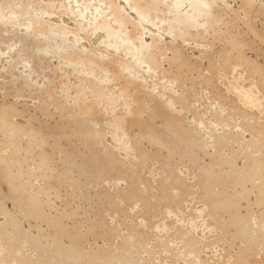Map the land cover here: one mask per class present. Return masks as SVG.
Instances as JSON below:
<instances>
[{
    "label": "rangeland",
    "instance_id": "374dc122",
    "mask_svg": "<svg viewBox=\"0 0 264 264\" xmlns=\"http://www.w3.org/2000/svg\"><path fill=\"white\" fill-rule=\"evenodd\" d=\"M176 1L0 0V264H264V0Z\"/></svg>",
    "mask_w": 264,
    "mask_h": 264
},
{
    "label": "bare ground",
    "instance_id": "6f19581e",
    "mask_svg": "<svg viewBox=\"0 0 264 264\" xmlns=\"http://www.w3.org/2000/svg\"><path fill=\"white\" fill-rule=\"evenodd\" d=\"M8 1H9V0H8ZM37 1H38V0H37ZM175 1H176V0H175ZM179 1H180V0H179ZM179 1H178V2H179ZM191 1H192V0H191ZM191 1H190V3H191ZM202 1H203V0H202ZM202 1L200 2V1L197 0L196 3H199V2L202 3ZM205 1H206V0H205ZM207 1H208V0H207ZM207 1H206V2H207ZM3 2H4V1H3ZM97 2H98V1H97ZM147 2H148V1H147ZM176 2H177V1H176ZM176 2H175V3H176ZM182 2H184V1H181V3H182ZM194 2H195V0H194ZM206 2H205V4H206ZM213 2H214V1H213ZM42 3H44V2H42ZM89 3H90V1H89ZM89 3H88V4H89ZM132 3H133V2H132ZM173 3H174V1H173ZM175 3H174V5H176ZM188 3H189V0H188ZM207 3H209V1H208ZM252 3H253V2H252ZM252 3H251V4H252ZM60 4H61V3H60ZM170 4H171V3H170ZM194 4H195V3H194ZM194 4H193V5H194ZM210 4H211V3H209V6H210ZM212 4H213V3H212ZM261 4H262V3H261ZM5 5H6V3H5ZM7 5H8V4H7ZM23 5H24V4H23ZM46 5H47V4H46ZM53 5H54V4H53ZM61 5H62V4H61ZM132 5H133V4H132ZM153 5H154V4H153ZM179 5H180V4H179ZM193 5H192V6L189 5V8L191 7L190 10L195 6V5H194V6H193ZM197 5H198V4H197ZM201 5L204 7L203 4H201ZM244 5H245V4H244ZM44 6H45V5H44ZM47 6H48V5H47ZM88 6H89V5H88ZM140 6H141V5H140ZM176 6H178V5H176ZM181 6H184V5H181ZM202 6H201V7H202ZM207 6H208V4H207ZM209 6H208V7H209ZM225 6H226V5H225ZM245 6H246V5H245ZM261 6H262V5H261ZM12 7H13V6H12ZM29 7H30V6H29ZM187 7H188V6H187ZM198 7H200V5H198ZM228 7H229V6H228ZM230 7H231V6H230ZM232 7H233V6H232ZM249 7H250V6H249ZM1 8H2V7H1ZM134 8H136V7H134ZM142 8H143V7H142ZM145 8H146V7H145ZM178 8H179V6H178ZM196 8H197V6H196ZM196 8H193V9H196ZM206 8H207V7H206ZM206 8H205V10H206ZM212 8H213V7H212ZM2 9H3V8H2ZM12 9H13V8H12ZM25 9H26V6H25ZM30 9H31V8H30ZM67 9H68V8H67ZM117 9H118V8H117ZM123 9H124V8H123ZM158 9H159V8H158ZM172 9H173V8H172ZM174 9H176V8H174ZM179 9H181V7H180ZM179 9H177V10L180 12ZM183 9H185V8H183ZM200 9L203 10V8H200ZM207 9H209V14H210V11H211L210 8H207ZM214 9H215V8H214ZM4 10H5V9H4ZM136 10H137V9H136ZM139 10H140V9H139ZM196 10H197V9H196ZM19 11H20V10H19ZM23 11H24V10H23ZM88 11H89V10H88ZM140 11H142V10H140ZM144 11H145V10H144ZM164 11H165V10H164ZM175 11H176V10H175ZM175 11H174V12H175ZM182 11H183V10H182ZM186 11H187V9H186ZM191 11H192V10H191ZM194 11H195V10H194ZM194 11H192V12L194 13ZM198 11H199V10H198ZM63 12H64V11H63ZM98 12H99V11H98ZM119 12H120V11H119ZM145 12H146V11H145ZM176 12H177V11H176ZM196 12H197V11H196ZM201 12H202V11H201ZM207 12H208V11H207ZM24 13H25V12H24ZM139 13H140L139 15H141L142 12H139ZM143 13H144V12H143ZM181 13H183V12H181ZM184 13H185V11H184ZM184 13H183V14H184ZM190 13H191V12H190ZM190 13H189V14H190ZM193 13H192V14H193ZM198 13H199V12H198ZM202 13H203V12H202ZM29 14H30V13H29ZM86 14H87V13H86ZM195 14H196V13H195ZM195 14H194V15H195ZM207 14H208V13H207ZM224 14H225V13H224ZM22 15H23V14H22ZM74 15H75V14H74ZM109 15H111V14H109ZM149 15H150V14H149ZM176 15H177V14H176ZM184 15H185V18H186V17H187L186 13H185ZM197 15L199 16L200 14H197ZM13 16H14V15H13ZM117 16H118V15H117ZM144 16H145V14H144ZM174 16H175V15H174ZM177 16H178V15H177ZM177 16H176V17H177ZM180 16H181V14H179V18H180ZM36 17H37V16H36ZM42 17H43V16H42ZM100 17H101V16H100ZM158 17H159V15H158ZM160 17H161V16H160ZM182 17H183V15H182ZM182 17H181V18H182ZM194 17H195V16H194ZM196 17H197V16H196ZM199 17H200V16H199ZM210 17H211V16H210ZM257 17H258V16H257ZM14 18H15V17H14ZM29 18H30V17H29ZM91 18H92V17H91ZM115 18H116V17H115ZM121 18H122V16H121ZM121 18H119V19H121ZM123 18H124V17H123ZM123 18H122V19H123ZM132 18H133V17H132ZM140 18H141V17H140ZM189 18H190V17H189ZM220 18H221V17H220ZM16 19H17V18H16ZM23 19H24V18H23ZM38 19H39V18H38ZM40 19H41V18H40ZM100 19H101V18H100ZM105 19H106V18H105ZM116 19H117V18H116ZM141 19H142V18H141ZM151 19H152V18H151ZM193 19H195V18H193ZM213 19H214V18H213ZM4 20H6V19H4ZM44 20H45V19H44ZM112 20H113V19H112ZM145 20H146V19H145ZM148 20H149V19H148ZM155 20H156V19H155ZM169 20H170V19H169ZM182 20H183V18L181 19V21H182ZM188 20H189V19H187V20L185 19L184 21L190 22L192 19H190L189 21H188ZM216 20H217V18H216ZM30 21H31V20H30ZM85 21H86V20H85ZM179 21H180V20H179ZM205 21H206V20H205ZM217 21H218V20H217ZM247 21H248V20H247ZM9 22H11V20H10ZM99 22H100V21H99ZM119 22L121 23V21H119ZM132 22H133V21H132ZM159 22H160V21H159ZM176 22H177V21H176ZM182 22H183V21H182ZM193 22H194V21H191L192 25H193ZM196 22H197V21H196ZM196 22H195V23H196ZM244 22H245V21H244ZM12 23H13V22H12ZM31 23H32V22H31ZM41 23H42V22H41ZM122 23H123V22H122ZM124 23H125V21H124ZM124 23H123V24H124ZM127 23H128V22H127ZM197 23H198V22H197ZM214 23H215V22H214ZM217 23H218V22H217ZM131 24H132V23H131ZM157 24H158V23H157ZM170 24H171V23H170ZM185 24H187V23L185 22ZM198 24H199V23H198ZM22 25H23V24H22ZM105 25H106V24H105ZM119 25H120V24H119ZM188 25H189V24H188ZM157 26H158V25H157ZM178 26H179V25H178ZM182 26H183V25H182ZM185 26L188 27L187 25H185ZM185 26H183V27H185ZM189 26H190V25H189ZM196 26H197V24H196ZM237 26H238V25H237ZM64 27H65V26H64ZM66 27H67V26H66ZM101 27H102V26H101ZM107 27H108V25H107ZM107 27H106V28H107ZM119 27H120V26H119ZM122 27L124 28V25H123ZM122 27H120V28H121L120 31H122ZM170 27H172V26H170ZM174 27H175V26H174ZM183 27H182V28H183ZM219 27H220V26H219ZM94 28H95V27H94ZM97 28H98V27H97ZM108 28H109V27H108ZM189 28H190V27H189ZM189 28H188V29H189ZM211 28H212V27H211ZM52 29H53V28H52ZM100 29H101V28H100ZM172 29H173V28H172ZM176 29H177V28H176ZM176 29H175V31H176ZM178 29H179V27H178ZM170 30H171V29H170ZM82 31H83V29H82ZM82 31H81V32H82ZM182 31H183V29H182ZM185 31H186V29H185ZM26 32H27V31H26ZM42 32H43V31H42ZM50 32H51V31H50ZM55 32H56V31H55ZM55 32H54V33H55ZM61 32H62V31H61ZM106 32H107V31H106ZM118 32H119V31H118ZM173 32H174V31H173ZM45 33H46V32H45ZM65 33H66V31H65ZM176 33H177V32H176ZM183 33H184V32H183ZM14 34H15V33H14ZM35 34H36V33H35ZM56 34H57V33H56ZM117 34H119V33H117ZM117 34H116V33H112V32H111V33L108 32L107 35H106V40H107V42L109 43V45H111V46H110L111 49H112V47H113V49H114V48L117 49V46L115 47V46L113 45V43H112L113 40H114V37H116ZM126 34H127V33H126ZM177 34H178V33H177ZM179 34H180V33H179ZM244 34H245V33H244ZM62 35H63V34H62ZM65 35H66V34H65ZM133 35H134V34H133ZM135 35H136V34H135ZM150 35H151V34H150ZM185 35H186V34H185ZM187 35H188V34H187ZM74 36H75V35H74ZM118 36H119V35H118ZM126 36H127V35H126ZM180 36H181V35H180ZM75 37H76V36H75ZM134 37H135V36H134ZM176 37H177V36H176ZM219 37H220V36H219ZM46 38H47V36H46ZM116 38H117V37H116ZM135 38H136V37H135ZM172 38H173V37H172ZM220 38H221V37H220ZM57 39H58V38H57ZM65 39H66V38H65ZM80 39H81V38H80ZM152 39H154V38L152 37ZM174 39H175V38H174ZM52 40H53V39H52ZM67 40H68V39H67ZM103 40H104V39H103ZM103 40H102V41H103ZM130 40H131V39H130ZM130 40L127 39V38H125V39L123 38V40H120V41H122V43H120V44H121L120 46H122V47H124V48H126V49H128V50L133 49L134 51H138L140 56L137 55L135 62H138V61H139V64H140V61H141V63H144V62H142V61H146V59H147L148 57L145 58V60H143L145 56H144L143 54H141V48H142V47L144 48V46H146V45H148V44L144 43V44H146V45H144V44L142 45V44L139 43V44H140L139 46L136 47V46L133 45L134 47H131V45H130V42H131V41H130ZM205 40H206V39H205ZM57 41H58V40H57ZM61 41H62V40H61ZM120 41L117 40V42H120ZM142 41H143V40H142ZM218 41H219V40H218ZM54 42H56V41H54ZM70 42H71V41H70ZM75 42H76V41H75ZM150 42H151V41H150ZM150 42H149V43H150ZM160 42H161V41H160ZM239 42H240V41H239ZM16 43H17V42H16ZM52 43H53V42H52ZM63 43H64V42H63ZM65 43H66V42H65ZM65 43H64V44H65ZM131 43H132V42H131ZM158 43H159V42H158ZM168 43H169V42H168ZM36 44H37V43H36ZM57 44H58V43H57ZM106 44H107V43H106ZM114 44H116V43L114 42ZM211 44H212V43H211ZM255 44H256V43H255ZM116 45H118V44H116ZM151 45H152V44H151ZM157 45H158V44H157ZM169 45H170V44H169ZM46 46H47V45H46ZM107 46H108V45H107ZM173 46H174V44H173ZM52 47H53V46H52ZM76 47H77V46H76ZM110 47H109V48H110ZM122 47H121V48H122ZM164 47H165V46H164ZM41 48H42V47H41ZM46 48H47V47H46ZM149 48H150V46H149ZM231 48H232V47H231ZM146 49H147V47H146ZM155 49H156V48H155ZM122 50H123V49H122ZM142 50H143V49H142ZM181 50H182V49H181ZM50 51H51V50H50ZM130 51H131V50H130ZM202 51H203V50H202ZM210 51H211V50H210ZM22 52H23V51H22ZM84 52H85V51H84ZM227 52H228V51H227ZM80 53H81V52H80ZM82 53H83V52H82ZM118 53H119V52H118ZM126 53L128 54L129 52H126ZM130 53H131V52H130ZM146 53H148V51H147ZM84 54H87V53H84ZM84 54H83V55H84ZM105 54H106V53H105ZM149 54H150V53H149ZM149 54H148V55H149ZM60 55H61V54H60ZM83 55H81V56H83ZM90 55H91V54H90ZM128 55H129V54H128ZM202 55H203V54H202ZM218 55H219V54H218ZM77 56H78V55H77ZM86 56H88V55H86ZM86 56H85V57H86ZM94 56H95V55H94ZM150 56H151V55H150ZM226 56H227V55H226ZM242 56H243V55H242ZM83 57H84V56H83ZM83 57H82V58H83ZM90 57H91V56H90ZM106 57H107V56H106ZM110 57H111V56H110ZM133 57H134V56H133ZM248 57H249V56H248ZM79 58H80V56H79ZM87 58H88V57H87ZM87 58L84 59V60H87ZM99 58H100V57H99ZM107 58H108V57H107ZM149 58H150V57H149ZM149 58H148V59H149ZM80 59H81V58H80ZM133 59H134V58H133ZM152 59H153V58H152ZM25 60H26V59H25ZM159 60H160V59H159ZM14 61H15V60H14ZM31 61H32V60H31ZM106 61H107V60H106ZM121 61H122V60H121ZM123 61H124V60H123ZM230 61H231V60H230ZM243 61H244V60H243ZM250 61H251V60H250ZM70 62H71V61H70ZM83 62H84V61H83ZM88 62H90V61H88ZM95 62H96V61H95ZM131 62H132V61H131ZM135 62H133V63H135ZM146 62H147V61H146ZM149 62H150V61L148 60V63H149ZM152 62H153V61H152ZM152 62H150L149 64H151ZM155 62H156V61H155ZM73 63H74V62H73ZM126 63H127V61H126ZM128 63H129V62H128ZM1 64H2V63H1ZM12 64H13V63H12ZM121 64H122V63H121ZM135 64H136V63H135ZM135 64H134V66H136ZM156 64H157V63H156ZM187 64H188V63H187ZM13 65H14V64H13ZM23 65H24V64H23ZM128 65H129V64H128ZM255 65H256V64H255ZM30 66H31V65H30ZM94 66H95V65H94ZM96 66H97V65H96ZM116 66H117V65H116ZM126 66H127V65H126ZM126 66H125V67H126ZM132 66H133V65H132ZM147 66H148V65H147ZM149 66H150V65H149ZM224 66H225V65H224ZM79 67H80V66H79ZM123 67H124V66H123ZM129 67H130V66H129ZM153 67H155V66H153ZM253 67H254V66H253ZM105 68H106V67H105ZM180 68H181V67H180ZM255 68H256V67H255ZM106 69H107V68H106ZM128 69L130 70V68H128ZM134 69H135V68H134ZM137 69H141V68H137ZM153 70H154V69H153ZM169 70H170V69H169ZM207 70H208V69H207ZM245 70H246V69H245ZM135 71H136V70H135ZM140 71H141V70H140ZM246 71H247V70H246ZM113 72H114V71H113ZM132 73H133V72H132ZM135 73H136V72H135ZM169 73H170V72H169ZM246 73H247V72H246ZM164 74H165V73H164ZM130 75H131V73H130ZM68 76H69V75H68ZM112 76H113V75H112ZM252 76H253V75H252ZM63 77H64V76H63ZM135 77H136V76H135ZM210 77H211V76H210ZM128 78H129V77H128ZM157 78H158V77H157ZM250 78H251V77H250ZM193 79H194V78H193ZM128 82H129V81H128ZM260 82H261V81H260ZM26 83H27V82H26ZM104 83H105V82H104ZM178 83H179V82H178ZM181 83H182V82H181ZM210 83H211V82H210ZM120 84H121V83H120ZM260 84H261V83H260ZM122 85H123V84H122ZM74 86H75V85H74ZM216 86H217V85H216ZM142 87H143V86H142ZM15 89H16V88H15ZM83 89H84V88H83ZM139 89H140V88H139ZM250 89H251V88H250ZM117 90H118V89H117ZM143 90H144V89H143ZM260 90H261V89H260ZM188 91H189V90H188ZM86 92H87V91H86ZM83 93H84V92H83ZM87 93H88V92H87ZM100 94H101V93H100ZM143 94H144V93H143ZM171 95H172V94H171ZM231 95H232V94H231ZM203 96H204V95H203ZM137 97H138V96H137ZM147 97H148V96H147ZM246 98H247V97H246ZM248 98H250V97H248ZM248 98H247V99H248ZM91 99H92V98H91ZM237 99H238V98H237ZM211 100H212V99H211ZM94 101H95V100H94ZM108 101H110V100H108ZM223 101H224V100H223ZM139 102H140V101H139ZM165 102H166V101H165ZM254 102H255V101H254ZM124 103H125V102H124ZM255 103H256V102H255ZM71 105H72V104H71ZM219 105H220V104H219ZM226 106H227V105H226ZM11 108H12V107H11ZM101 108H102V107H101ZM235 108H236V107H235ZM72 109H73V108H72ZM103 109H104V108H103ZM135 109H136V108H135ZM201 109H202V108H201ZM203 110H204V108H203ZM153 111H154V110H153ZM234 111H235V110H234ZM103 112H104V111H103ZM193 112H194V111H193ZM135 113H136V112H135ZM168 113H169V112H168ZM176 113H177V112H176ZM194 114H195V113H194ZM224 114H225V113H224ZM258 114H259V113H258ZM0 115H1V114H0ZM69 115H70V114H69ZM136 115H137V114H136ZM142 115H143V114H142ZM158 115H159V114H158ZM259 115H260V114H259ZM78 116H79V115H78ZM85 116H86V115H85ZM109 116H110V115H109ZM214 116H215V115H214ZM226 116H227V115H226ZM253 117H254V116H253ZM109 118H110V117H109ZM140 118H142V117H140ZM29 119H30V118H29ZM101 119H102V118H101ZM120 119H121V118H120ZM150 119H151V118H150ZM179 119H180V118H179ZM80 120H81V119H80ZM83 120H84V119H83ZM132 120H133V119H132ZM181 120H182V119H181ZM222 120H223V119H222ZM230 120H231V119H230ZM6 121H7V120H6ZM117 121H118V120H117ZM164 121H165V120H164ZM164 121H163V122H164ZM241 121H242V120H241ZM74 122H75V121H74ZM151 122H152V121H151ZM188 122H189V121H188ZM2 123H3V122H2ZM110 123H111V121H110ZM124 123H125V122H124ZM146 123H148V122H146ZM224 123H225V122H224ZM4 124H5V123H4ZM29 124H30V123H29ZM178 124H179V123H178ZM242 124H243V123H242ZM70 125H71V124H70ZM85 125H86V124H85ZM113 125H114V124H113ZM118 125H119V124H118ZM124 125H125V124H124ZM134 125H135V124H134ZM147 125H148V124H147ZM228 125H229V124H228ZM12 126H13V125H12ZM12 126H11V127H12ZM122 126H123V124H122ZM155 126H156V125H155ZM7 127H9V125H7ZM11 127H9V128H11ZM25 127H26V126H25ZM29 127H30V126H29ZM119 127H120V126H119ZM2 128H3V127H2ZM62 128H63V127H62ZM100 128H101V127H100ZM109 128H110V127H109ZM152 128H153V127H152ZM15 129H16V128H15ZM113 129H114V128H113ZM177 129H178V128H177ZM200 129H201V128H200ZM249 129H252V128H249ZM95 130H96V129H95ZM109 130H110V129H109ZM9 131H10V130H9ZM30 131H31V130H30ZM50 131H51V130H50ZM110 131H111V130H110ZM220 131H221V130H220ZM19 132H20V131H19ZM103 132H104V131H103ZM105 132H106V131H105ZM127 132H128V131H127ZM223 132H224V131H223ZM237 132H238V131H237ZM128 133H129V132H128ZM188 133H189V132H188ZM115 134H116V133H115ZM134 134H135V133H134ZM256 134H257V133H256ZM82 135H83V134H82ZM156 135H157V134H156ZM214 135H215V134H214ZM242 135H243V134H242ZM29 136H30V135H29ZM70 136H71V135H70ZM104 137H105V136H104ZM185 137H186V136H185ZM258 137H260V136H258ZM178 138H179V137H178ZM189 138H190V137H189ZM195 138H196V137H195ZM227 138H228V137H226V139H227ZM21 139H22V138H21ZM33 139H34V138H33ZM203 139H204V138H203ZM228 139H229V138H228ZM234 140H235V139H234ZM160 141H161V140H160ZM131 142H132V141H131ZM174 142H175V141H174ZM182 142H183V141H182ZM122 143H123V142H122ZM162 143H163V142H162ZM104 144H105V143H104ZM123 144H124V143H123ZM28 145H29V144H28ZM108 145H109V144H108ZM9 146H10V145H9ZM106 146H107V145H106ZM110 146H111V145H110ZM119 146H120V145H119ZM185 146H186V145H185ZM135 147H136V146H135ZM110 148H111V147H110ZM195 149H196V148H195ZM256 149H257V148H256ZM261 149H262V148H261ZM90 150H91V149H90ZM102 150H103V149H102ZM132 150H133V149H132ZM137 150H138V149H137ZM113 151H114V150H113ZM124 151H125V150H124ZM140 151H141V150H140ZM175 151H176V150H175ZM71 152H72V151H71ZM102 152H103V151H102ZM112 153H113V152H112ZM149 153H150V152H149ZM218 153H219V152H218ZM232 153H233V152H232ZM60 154H61V153H60ZM146 154H147V153H146ZM166 154H167V153H166ZM183 155H184V154H183ZM119 156H120V155H119ZM136 157H137V156H136ZM203 157H204V156H203ZM138 158H139V157H138ZM244 158H245V157H244ZM123 159H124V158H123ZM191 159H192V158H191ZM200 160H201V159H200ZM216 160H217V159H216ZM119 161H120V160H119ZM219 161H220V160H219ZM123 162H124V161H123ZM213 162H214V161H213ZM258 162H259V161H258ZM47 163H48V162H47ZM89 163H90V162H89ZM106 163H107V162H106ZM140 163H141V162H140ZM142 163H143V162H142ZM254 163H255V162H254ZM262 163H264V162H262ZM6 164H7V163H6ZM35 164H36V163H35ZM135 164H136V163H135ZM132 165H133V164H132ZM211 165H212V164H211ZM223 165H224V164H223ZM253 165H254V164H253ZM139 166H140V165H139ZM143 166H144V165H143ZM176 166H177V165H176ZM240 167H241V166H240ZM166 168H167V167H166ZM91 169H92V168H91ZM191 169H192V168H191ZM135 170H136V169H135ZM135 170H134V171H135ZM6 171H7V170H6ZM123 171H124V170H123ZM127 171H128V170H127ZM203 171H204V170H203ZM210 171H211V170H210ZM81 172H82V171H81ZM108 172H109V170H108ZM125 172H126V171H125ZM190 172H191V171H190ZM224 172H225V171H224ZM230 172H231V171H230ZM4 173H5V172H4ZM169 173H170V172H169ZM203 173H204V172H203ZM115 174H116V173H115ZM78 175H79V174H78ZM220 175H221V174H220ZM245 175H246V174H245ZM15 176H16V175H15ZM172 176H173V175H172ZM2 177H3V176H2ZM130 177H131V176H130ZM220 177H221V176H220ZM224 177H225V176H224ZM12 178H13V177H12ZM68 178H69V177H68ZM244 178H245V177H244ZM127 179H128V178H127ZM134 179H136V178H134ZM204 179H205V178H204ZM222 179H223V178H222ZM29 180H30V179H29ZM158 180H159V179H158ZM197 180H198V179H197ZM173 181H174V180H173ZM208 181H209V180H208ZM240 181H241V180H240ZM140 182H141V181H140ZM192 182H193V181H192ZM60 183H61V182H60ZM150 183H151V182H150ZM157 183H158V182H157ZM182 183H183V182H182ZM206 183H207V181H206ZM14 185H15V184H14ZM79 185H80V184H79ZM189 185H190V184H189ZM135 186H136V185H135ZM178 187H179V186H178ZM182 187H183V186H182ZM191 187H192V186H191ZM229 187H230V186H229ZM252 187H253V186H252ZM183 188H184V187H183ZM210 188H211V186H210ZM256 188H257V187H256ZM124 189H125V188H124ZM141 189H142V188H141ZM186 189H188V188H186ZM200 189H201V188H200ZM158 190H159V189H158ZM194 190H195V189H194ZM194 190H193V191H194ZM10 191H11V190H10ZM78 191H79V190H78ZM160 191H161V190H160ZM210 191H211V190H210ZM162 192H163V191H162ZM188 192H189V191H188ZM13 193H14V192H13ZM37 193H38V192H37ZM181 193H182V192H181ZM207 193H208V192H207ZM209 193H210V192H209ZM170 194H171V193H170ZM222 194H223V193H222ZM209 195H210V194H209ZM156 196H157V195H156ZM156 196H155V197H156ZM163 197H164V196H163ZM177 197H178V196H177ZM197 198H198V197H197ZM205 198H206V197H205ZM209 198H210V196H209ZM220 198H221V197H220ZM224 198H225V197H224ZM20 199H21V198H20ZM132 199H133V198H132ZM256 199H257V198H256ZM151 201H152V200H151ZM257 201H258V199H257ZM52 202H53V201H52ZM131 203H132V202H131ZM204 203H205V202H204ZM254 203H255V202H254ZM37 204H38V203H37ZM134 205H135V204H134ZM166 205H167V204H166ZM253 205H254V204H253ZM126 206H127V205H126ZM229 206H230V205H229ZM34 207H35V206H34ZM133 207H134V206H133ZM143 207H144V206H143ZM192 208H193V207H192ZM223 208H224V207H223ZM4 210H5V209H4ZM33 210H34V209H33ZM93 210H94V209H93ZM141 210H142V209H141ZM162 210H163V209H162ZM211 210H212V209H211ZM1 211H2V210H1ZM6 211H7V210H6ZM34 211H35V210H34ZM34 211H33V212H34ZM83 211H84V210H83ZM126 211H127V210H126ZM215 211H216V210H215ZM157 212H158V211H157ZM207 212H208V211H207ZM250 212H251V211H250ZM10 213H11V212H10ZM148 213H149V212H148ZM258 213H259V212H258ZM101 214H102V213H101ZM129 214H130V213H129ZM238 214H239V213H238ZM95 215H96V214H95ZM146 215H147V214H146ZM152 215H153V214H152ZM176 215H177V214H176ZM192 215H193V214H192ZM232 215H233V214H232ZM241 215H242V214H241ZM24 216H25V215H24ZM38 216H39V215H38ZM156 216H157V215H156ZM188 216H189V215H188ZM239 216H240V215H239ZM31 217H32V216H31ZM93 217H94V216H93ZM242 217H243V216H242ZM24 218H25V217H24ZM24 218H23V219H24ZM84 218H85V217H84ZM147 218H148V217H147ZM233 218H234V217H233ZM246 218H247V217H246ZM246 218H245V220H246ZM229 219H231V218H229ZM202 220H203V219H202ZM218 220H219V219H218ZM234 220H235V219H234ZM206 221H207V220H206ZM246 221H247V220H246ZM248 221H249V220H248ZM257 221H258V220H257ZM9 222H10V221H9ZM150 222H151V221H150ZM15 223H16V222H15ZM105 223H106V222H105ZM156 224H157V222H156ZM199 224H200V223H199ZM5 225H6V224H5ZM57 225H58V224H57ZM82 225H83V224H82ZM85 225H86V224H85ZM106 225H108V224H106ZM137 225H138V224H137ZM142 225H143V224H142ZM34 226H35V225H34ZM34 226H33V227H34ZM231 226H232V225H231ZM238 226H239V225H238ZM137 227H138V226H137ZM195 227H196V226H195ZM228 227H229V226H228ZM243 227H244V226H243ZM247 227H248V226H247ZM61 228H62V227H61ZM215 228H216V227H215ZM217 228H218V227H217ZM221 228H222V227H221ZM250 228H251V226H250ZM3 229H4V228H3ZM35 229H36V228H35ZM137 229H138V228H137ZM206 229H207V228H206ZM233 229H234V226H233ZM0 230H1V229H0ZM62 230H63V229H62ZM110 230H111V229H110ZM184 230H185V229H184ZM222 230H223V229H222ZM225 230H226V229H225ZM259 230H260V229H259ZM261 230H262V229H261ZM2 231H4V230H2ZM249 231H250V230H249ZM22 232H23V231H22ZM240 232H241V231H240ZM259 232H260V231H259ZM17 233L19 234V232H17ZM186 233H187V232H186ZM246 233H248V232H246ZM251 233H252V232H251ZM18 234H16V235H18ZM21 234H22V233H21ZM60 234H61V233H60ZM209 234H210V233H209ZM14 235H15V234H14ZM25 235H26V234H25ZM53 235H54V234H53ZM55 235H56V234H55ZM154 235H155V234H154ZM241 235H242V234H241ZM248 235H249V234H248ZM1 236H2V235H1ZM137 236H138V235H137ZM244 236H246V235L244 234ZM4 237H5V236H4ZM15 237H16V236H15ZM22 237H23V236H22ZM56 237H57V236H56ZM176 237H177V236H176ZM189 237H190V236H189ZM193 237H194V236H193ZM0 238H1V237H0ZM16 238H17V237H16ZM27 238H28V237H27ZM27 238H26V239H27ZM37 238H38V237H37ZM42 238H44V237H42ZM249 238H250V237H249ZM6 239H7V238H6ZM6 239H5V240H6ZM19 239H20V238H19ZM34 239H35V238H34ZM236 239H237V238H236ZM12 240H13V239H12ZM14 240H15V239H14ZM28 240H29V239H28ZM38 240H39V239H38ZM180 240H181V239H180ZM241 240H243V239H241ZM259 240H260V239H259ZM17 241H18V240H17ZM17 241H16V242H17ZM83 241H84V240H83ZM31 242H32V240H31ZM189 242H190V241H189ZM203 242H204V241H203ZM205 242H206V241H205ZM231 242H232V241H231ZM246 242H247V241H246ZM8 243H11V242L8 241ZM33 243H34V242H33ZM53 243H54V242H53ZM85 243H86V242H85ZM210 243H211V242H210ZM234 243H235V242H234ZM11 244H12V243H11ZM16 244H17V243H16ZM18 244H19V243H18ZM72 244H73V243H72ZM183 244H184V243H183ZM5 245H6V244H5ZM7 245H8V244H7ZM34 245H35V243H34ZM73 245H74V244H73ZM209 245H210V244H209ZM8 246H9V245H8ZM8 246H7V247H8ZM30 246H31V245H30ZM30 246H29V247H30ZM40 246H41V245H40ZM40 246H39V247H40ZM48 246H49V245H48ZM68 246H70V245H68ZM238 246H239V245H238ZM13 247H16V248H17V246H15V245H13ZM13 247H11V248H13ZM20 247H21V246H20ZM23 247H24V246H23ZM29 247H28V248H29ZM34 247H35V246H34ZM42 247H43V246H42ZM54 247H55V246H54ZM73 247H74V246H73ZM143 247H144V246H143ZM171 247H172V246H171ZM205 247H206V246H205ZM40 248H41V247H40ZM46 248H47V247H46ZM62 248H63V246H62ZM62 248H61V249H62ZM75 248H76V247H75ZM0 249H1V248H0ZM4 249H6V248H4ZM9 249H10V248H9ZM9 249H8V251H7V250H6V251L9 252ZM14 249H15V248H14ZM37 249H38V248H37ZM63 249H64V248H63ZM101 249H102V248H101ZM193 249H194V247H193ZM16 250H17V249H16ZM20 250H21V249H20ZM33 250H34V249H33ZM40 250H41V249H39L38 251H40ZM56 250H57V249H56ZM72 250H73V249H72ZM79 250H80V249H79ZM99 250H100V249H99ZM155 250H156V249H155ZM168 250H169V249H168ZM189 250H191V249H189ZM189 250H188V251H189ZM13 251H14V250H13ZM25 251H26V250H25ZM46 251H47V250H46ZM53 251H54V250H53ZM62 252H63V251H62ZM62 252H61V253H62ZM64 252H65V251H64ZM153 252H154V251H153ZM36 253H37V252H36ZM42 253H43V252H42ZM44 253H45V252H44ZM44 253H43V254H44ZM46 253H48V252H46ZM49 253L51 254V252H49ZM53 253H54V252H53ZM53 253H52V254H53ZM66 253H67V251H66ZM66 253H64V254H66ZM191 253H192V252H191ZM12 254H13V253H12ZM16 254H17V253H16ZM74 254H75V253H74ZM124 254H125V253H124ZM171 254H172V253H171ZM198 254H199V253H198ZM1 255H2V254H1ZM3 255H4V254H3ZM17 255H18V254H17ZM19 255H20V254H19ZM28 255H29V253H28ZM40 255H42V254H40ZM47 255H48V254H47ZM56 255H57V254H56ZM70 255H71V254H70ZM79 255H81V253H80ZM137 255H138V254H137ZM10 256H11V255H10ZM49 256H50V255H49ZM53 256H54V255H53ZM68 256H69V255H68ZM101 256H102V255H101ZM186 256H187V255H186ZM5 257H6V256H5ZM5 257H4V258H5ZM15 257H16V256H15ZM19 257H20V256H19ZM22 257H23V256H22ZM30 257H31V256H30ZM41 257H42V256H41ZM123 257H124V256H123ZM123 257H122V258H123ZM179 257H180V256H179ZM193 257H194V256H193ZM213 257H214V256H213ZM9 258H10V257H9ZM13 258H14V257H13ZM17 258H18V256H17L16 259H15V262H16V263H17V261H16ZM24 258H25V257H24ZM37 258H38V257H37ZM51 258H52V257H51ZM70 258H71V257H70ZM76 258H77V257H76ZM79 258H80V257H79ZM21 259L24 260L23 258H21ZM30 259H31V258H30ZM30 259H28V260H30ZM39 259H40V258H39ZM44 259H45V258H43V260H44ZM60 259H61V258H60ZM74 259H75V258H74ZM80 259H81V258H80ZM126 259L128 260V258H126ZM139 259H140V258H139ZM177 259H178V258H177ZM1 260H2V259H1ZM10 260H11V259H9V261H10ZM13 260H14V259H13ZM19 260H20V259H19ZM19 260H18V261H19ZM33 260H34V258H33ZM43 260H42V261H43ZM51 260H52V259H51ZM56 260H57V259H56ZM64 260H65V259H64ZM81 260H82V259H81ZM122 260H124V259H122ZM195 260H196V259H195ZM2 261H3V260H2ZM4 261H5V260H4ZM26 261H27V260H26ZM40 261H41V260H40ZM48 261H49V259H48ZM48 261H47V262H48ZM60 261H61V260H60ZM67 261H68V260H67ZM131 261H132V260H131ZM24 262H25V260H24ZM24 262H21V260H20V263H24ZM30 262H31V261H30ZM49 262H50V261H49ZM58 262H59V261H58ZM62 262H63V261H62ZM70 262L72 263V262H74V261H70ZM104 262H105V260H104ZM127 262H128V261H127ZM191 262H192V261H191ZM191 262H190V263H191ZM196 262H197V261H196ZM196 262H195V263H196ZM0 263H1V262H0ZM5 263H6V262H5ZM13 263H14V261H13ZM31 263H33V262H31ZM53 263H54V262H53ZM56 263H57V262H56ZM59 263H61V262H59ZM65 263H67V262H65ZM68 263H69V261H68ZM109 263H110V261H109ZM124 263H125V260H124ZM129 263H130V262H129ZM190 263H189V264H190ZM25 264H28V263H25ZM36 264H37V263H36ZM51 264H52V263H51ZM89 264H90V263H89ZM121 264H122V263H121ZM126 264H127V263H126ZM136 264H137V263H136Z\"/></svg>",
    "mask_w": 264,
    "mask_h": 264
}]
</instances>
